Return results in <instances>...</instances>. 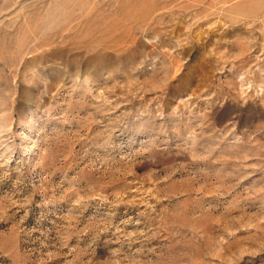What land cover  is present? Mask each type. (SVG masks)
<instances>
[{"label": "rangeland", "instance_id": "rangeland-1", "mask_svg": "<svg viewBox=\"0 0 264 264\" xmlns=\"http://www.w3.org/2000/svg\"><path fill=\"white\" fill-rule=\"evenodd\" d=\"M0 264H264V0H0Z\"/></svg>", "mask_w": 264, "mask_h": 264}]
</instances>
